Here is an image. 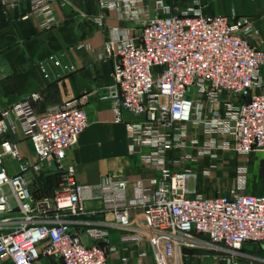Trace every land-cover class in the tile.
I'll list each match as a JSON object with an SVG mask.
<instances>
[{
  "label": "built area",
  "instance_id": "obj_1",
  "mask_svg": "<svg viewBox=\"0 0 264 264\" xmlns=\"http://www.w3.org/2000/svg\"><path fill=\"white\" fill-rule=\"evenodd\" d=\"M144 1L97 0L93 20L100 33L105 11L141 25L135 39L113 30L98 58L113 63L108 98L116 123L126 126L130 154L158 177L112 174L97 186L78 183L75 166L66 160L89 126L87 97L68 99L42 116L28 105L0 111V261L108 264L107 230L89 232L104 246L86 245L71 230V218L97 215L83 209L95 199L104 200L117 218L121 241L147 244L157 264H185L184 251L201 247L236 256L247 244L264 245V196L245 193L246 166L238 167L226 194L206 196L197 185L189 186L202 165L210 176L224 157L264 152V42H251L254 20L206 15L203 0H193L185 10L158 0L151 15ZM57 2L67 4L0 0L13 8L29 3L35 14L47 13ZM51 63L60 66L55 59L45 61L43 72ZM12 113L35 147V161L7 138L16 131ZM7 158L17 163L16 175L9 174ZM53 176L60 178L59 187L51 198L38 199L34 183Z\"/></svg>",
  "mask_w": 264,
  "mask_h": 264
},
{
  "label": "crops",
  "instance_id": "obj_2",
  "mask_svg": "<svg viewBox=\"0 0 264 264\" xmlns=\"http://www.w3.org/2000/svg\"><path fill=\"white\" fill-rule=\"evenodd\" d=\"M65 1L66 6L57 2L42 14L33 13L29 3L19 8L0 3V111L10 112L18 105H28L36 116H42L68 99L87 97L84 106L89 126L66 160V165L75 166L78 183L97 186L112 174L121 178H157L152 167L144 166L138 156L130 154L126 126L116 123L113 101L108 98L114 84L113 63L98 58L103 42L111 38L113 30H122L128 39H135L141 32V25L121 20L115 11H105L104 30L100 33L93 20L99 14L97 0ZM156 1H144L151 15L155 14ZM164 1L170 5L176 2L181 10L193 6V0ZM203 5L206 15L253 19L256 34L251 42L255 45L264 42V0H203ZM51 59L57 60L60 66L51 63L43 72L41 63ZM11 116L15 120L13 113ZM15 124L16 131L10 132L7 138L18 145L22 156L35 161V147L24 136L20 123L16 121ZM228 163H233L235 179L238 167H247L246 194L264 196V152L230 159ZM217 164V171H220L224 159ZM6 168L10 175H16L17 163L13 159H6ZM47 181V177L36 180L33 185L36 197L45 193ZM195 185L193 181L189 184L191 189ZM83 209L85 213L97 215L71 218V230L80 235L86 245H102L89 232L107 230L108 247L112 250L108 264H157L147 244L121 241L124 232L115 226L117 218L106 209L104 200L86 201ZM206 250L214 252L213 257L221 260V264H264L262 244H247L236 256L220 249ZM189 251H184L185 264L190 263ZM0 264L13 263L6 260ZM37 264L62 263L42 258Z\"/></svg>",
  "mask_w": 264,
  "mask_h": 264
},
{
  "label": "rangeland",
  "instance_id": "obj_3",
  "mask_svg": "<svg viewBox=\"0 0 264 264\" xmlns=\"http://www.w3.org/2000/svg\"><path fill=\"white\" fill-rule=\"evenodd\" d=\"M230 160L229 157H224V166L220 169V171L213 172L210 176L204 175V170L208 166L202 165L197 168L195 173H197L198 177L196 182H194L200 192H202L206 196H212L216 194H226L232 190L235 178H234V167L231 166L233 163H228ZM199 169V170H198ZM53 196L52 190H47L43 195L38 196V199L41 198H51ZM206 249L207 247H201L199 250L193 251L190 250L187 253V256L190 257L189 264H221V260L214 258V252H209ZM188 251V250H187ZM217 260H214V259Z\"/></svg>",
  "mask_w": 264,
  "mask_h": 264
},
{
  "label": "trees",
  "instance_id": "obj_4",
  "mask_svg": "<svg viewBox=\"0 0 264 264\" xmlns=\"http://www.w3.org/2000/svg\"><path fill=\"white\" fill-rule=\"evenodd\" d=\"M46 189L52 190L53 192L59 187L60 178L58 176L47 177Z\"/></svg>",
  "mask_w": 264,
  "mask_h": 264
}]
</instances>
